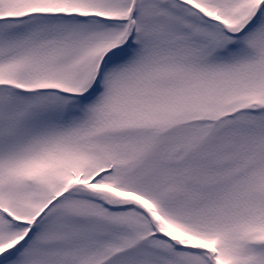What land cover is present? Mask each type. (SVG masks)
Here are the masks:
<instances>
[{
    "label": "snow or ice",
    "instance_id": "snow-or-ice-1",
    "mask_svg": "<svg viewBox=\"0 0 264 264\" xmlns=\"http://www.w3.org/2000/svg\"><path fill=\"white\" fill-rule=\"evenodd\" d=\"M0 264H264V0H0Z\"/></svg>",
    "mask_w": 264,
    "mask_h": 264
}]
</instances>
